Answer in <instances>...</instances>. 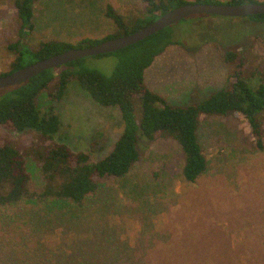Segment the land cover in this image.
<instances>
[{"label": "rangeland", "instance_id": "1", "mask_svg": "<svg viewBox=\"0 0 264 264\" xmlns=\"http://www.w3.org/2000/svg\"><path fill=\"white\" fill-rule=\"evenodd\" d=\"M107 4L126 17L142 14V0H35L33 28L21 49L50 38L75 42L113 33L116 26L105 15ZM18 27L14 0H0V73L15 57L8 44L16 40ZM172 32L177 43L167 46L144 72L148 88L168 103H195L226 87L233 68L221 53L228 49L244 57L251 85L264 81L263 20L199 14L176 22ZM117 62V54L107 53L84 57L81 65L110 76ZM37 107L61 121L45 145L65 143L95 159L110 152L123 128L118 107L99 105L76 82L68 84L59 101L40 93ZM140 107L134 98L136 118ZM248 130L239 114L204 118L197 136L207 167L194 183L182 177L179 146L159 138L142 141L132 169L124 177L104 180L83 207L29 202L0 207V264H70L98 238L148 250L207 241L212 252L233 250L236 264H264V149L255 148ZM5 139L36 143L38 133L7 132L0 126V141ZM27 165L39 182L35 161L28 158ZM73 236L76 240L68 243ZM221 256L225 262V254Z\"/></svg>", "mask_w": 264, "mask_h": 264}, {"label": "trees", "instance_id": "2", "mask_svg": "<svg viewBox=\"0 0 264 264\" xmlns=\"http://www.w3.org/2000/svg\"><path fill=\"white\" fill-rule=\"evenodd\" d=\"M34 1L14 0L19 27L16 40L8 44V49L15 57L9 64V69L0 75L69 48L85 47L107 38L131 33L169 9L187 2H221L142 0V14L130 17L120 14L112 5L107 4L105 15L116 26L113 33L102 38L86 37L75 42L50 38L40 41L35 48L25 46L21 49L26 32L33 28ZM246 2L257 0H227L223 3ZM247 17L264 21V14ZM172 25L110 52L118 55V62L110 76L84 68L81 65L83 58H80L44 70L21 83L7 86L13 88L0 93V126L7 132L38 133L36 143L8 139L0 141V207H13L23 202L36 206L69 204L83 207L86 200L99 190L104 180L124 177L132 169L140 159L142 141L152 142L159 138H170L179 146L183 155L182 177L187 182L194 183L207 167L197 131L201 121L210 116L239 114L248 126V136L255 148L264 149V81L262 79L255 85L248 82L244 74V57L236 49L221 53L222 61L233 68L229 74V84L201 101L172 105L148 88L144 80L145 70L167 46L177 43ZM262 46L264 48V42ZM105 54L107 53L95 56ZM71 82H76L99 105L116 106L119 109L123 124L121 134L110 152L100 159L93 158L86 151H73L65 143L44 144L58 131L61 121L57 114L40 110L37 98L40 93L47 92L51 99L59 101ZM136 97L141 106L138 118L134 114ZM28 158H32L37 164L39 182L32 178L28 170ZM98 239L91 241L85 251L80 252L82 256L70 264H236L232 260L235 257L233 250L212 252L208 248L211 247L210 242L208 245L204 244L207 241L199 244L184 241V244L177 245L172 250H148L143 247L129 249ZM74 240L76 238L73 236L68 243H73ZM90 245L92 246L89 247ZM224 254L226 261L222 262L221 255Z\"/></svg>", "mask_w": 264, "mask_h": 264}, {"label": "water", "instance_id": "3", "mask_svg": "<svg viewBox=\"0 0 264 264\" xmlns=\"http://www.w3.org/2000/svg\"><path fill=\"white\" fill-rule=\"evenodd\" d=\"M199 14H213L226 17L264 14V2L257 1L239 4L223 2H187L169 9L156 19L131 33L107 38L85 47L69 48L65 51L38 59L12 72L0 75V89L21 83L44 70L55 68L80 58L114 52L125 46L140 41L150 34L172 25L188 16Z\"/></svg>", "mask_w": 264, "mask_h": 264}]
</instances>
